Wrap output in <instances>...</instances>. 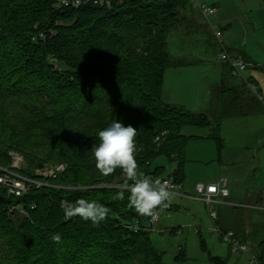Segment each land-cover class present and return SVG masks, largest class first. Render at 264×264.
<instances>
[{
  "label": "trees",
  "instance_id": "16d2710c",
  "mask_svg": "<svg viewBox=\"0 0 264 264\" xmlns=\"http://www.w3.org/2000/svg\"><path fill=\"white\" fill-rule=\"evenodd\" d=\"M53 2L0 0V165H10V150L23 155V175L34 176L40 153L42 162L66 164L46 185L20 196L0 184V264H182V247L166 263L149 231L128 227L150 215L129 207L127 192L124 200L115 198L125 188L108 185L131 181L119 168L101 175L93 148L99 131L112 122L131 125L137 172L163 177V166L152 165L163 156L175 163L180 181L190 137L183 128L212 124L206 114L161 97L165 69L176 66L167 38L184 19L181 11L195 8L188 0L62 8ZM36 25L46 29L42 37L34 33ZM228 70L233 76L229 64ZM211 129L217 139L218 128ZM78 199L104 204L107 218L98 225L79 216L66 219L65 210ZM254 252L264 261V238ZM211 262L227 259L214 256Z\"/></svg>",
  "mask_w": 264,
  "mask_h": 264
},
{
  "label": "rangeland",
  "instance_id": "374dc122",
  "mask_svg": "<svg viewBox=\"0 0 264 264\" xmlns=\"http://www.w3.org/2000/svg\"><path fill=\"white\" fill-rule=\"evenodd\" d=\"M198 1L210 4L212 0ZM181 14L184 19L177 28L171 31L167 38V49L170 54L169 60H171V63L177 64V60H179V58L181 59L182 55L193 53L204 60V63L203 65L200 63L202 66H198L197 64V66L189 67L188 71H186L187 69H185V67L181 68L178 65L167 67L163 75L162 86L168 93L169 98L173 99V103L183 106L185 109L193 112L207 110V117L210 119L212 125L215 126V123L219 121L218 119L220 117L217 116L216 113L220 110L215 107L212 109L199 108L198 105L199 103H205L208 99L211 100L213 98L211 83L215 80H213V78L215 75V68H217L218 65L215 55L219 50L215 45L210 46L205 44H214L212 42H207L210 41V34L211 38L214 39V37L210 30V34L205 32L206 25L196 9L190 10L189 8H185L181 11ZM183 23L186 25L188 24V27ZM239 24L241 26L240 31L236 32L234 38H238L239 43H245L246 46H257L255 41L258 40L254 39L255 36H250V34L244 30L247 28L246 24L243 25L242 20ZM182 25L186 27L184 33L189 34V38L182 34V29L180 28ZM34 27L35 34L40 35V37L45 34L44 31H46V29H39L37 25ZM49 33L52 34L51 30ZM172 58H174V60ZM203 105V107L207 106L206 103ZM212 132L210 126H186L183 128L182 133L190 136L185 147V164L183 166L186 182L192 177L200 176H202L201 182L210 181L212 179L210 177L216 175L218 171L217 167H221L223 163H226L228 159L232 158L228 145L224 146V149L219 148L214 139L209 137L208 133ZM8 154L10 158L13 154L19 155L23 161L22 165L26 166L21 153L10 150ZM41 155L40 153L34 159V163L39 164V167L36 169L55 164L53 161L42 162ZM152 165L163 166V176L170 174L175 168V163H168L163 156L156 157ZM235 165L239 175L237 176L236 186L239 189H246L247 187L245 186L248 185V181L253 178L260 180L257 182V185L261 184V182L264 183V157L262 160L255 158L248 160L247 158ZM252 165H255V169L251 168ZM121 185L126 186L125 184H120V188H123ZM108 186L118 187L114 184H109ZM185 190L190 196L183 199L174 198L175 196H172L173 203L175 200L180 203L177 210H159L160 220L155 224V227L163 229V231H158L156 229L149 231V237L153 245L163 251V261L172 263L177 247L180 245L185 250L187 257L182 264H212L211 258L214 256L226 257L227 264H247L246 255L241 252H232L228 242L224 241L221 235L213 229L215 224L208 215L205 202L198 198L195 189L193 187H188L187 189L185 186ZM219 207V204L216 205V209ZM240 209L244 210L243 207H240ZM242 222L246 225L247 230L255 226V221L251 219H246ZM238 223H240V221ZM257 227H261L262 230L260 231ZM257 227H255V229L259 231L252 232L253 236L249 237L246 241L250 250L253 252L255 251L257 242L264 237V224L260 223Z\"/></svg>",
  "mask_w": 264,
  "mask_h": 264
},
{
  "label": "crops",
  "instance_id": "0c3cea01",
  "mask_svg": "<svg viewBox=\"0 0 264 264\" xmlns=\"http://www.w3.org/2000/svg\"><path fill=\"white\" fill-rule=\"evenodd\" d=\"M209 5L216 8V13L211 16V20L221 29L222 41L229 52L242 57L249 63L243 72L244 79L235 75L232 76L226 61L219 59L216 53L218 65L215 68L213 78L215 80L211 83L212 87L210 86L213 98L205 101L206 107H203L205 103H199L198 105L199 108L212 109L215 107L220 110L216 113L217 116H220L219 121L215 123V126L212 124L210 126V128H218L216 134L218 138L215 139L211 137V133L208 134L209 137L214 139L219 148L224 149L223 147L228 145L232 157L228 161L226 160L227 162L223 163L221 167L218 166L216 175L210 177L212 178L210 181L216 180L220 176H226L229 180V196L226 198L225 203L219 204L216 223L223 230H233L239 240L246 243L248 238L253 236L252 232L262 230L261 227L257 226L260 223L264 224V210L253 207L258 203L259 194L264 187V183L261 182L257 185L260 180L248 179V185L245 186L247 188L244 190L239 189L236 186L237 176L239 175L235 164L247 158L248 160L253 158L262 160L264 157V0H212ZM241 20L243 25L246 24L247 26L244 30L250 36H255V40H258L255 41L257 46H246L245 43H239L238 38H234L236 32L240 31L239 22ZM180 28L182 34L189 38V34L184 33L185 28L182 26ZM212 43H214L213 40ZM205 44L216 46L215 43ZM172 59L174 60V58ZM177 62L176 65L181 68L185 67L188 71L189 67L197 66V64L202 66L204 60L198 55L190 53L182 55ZM161 97L165 102L173 103V99L169 98L163 86ZM202 113L208 114L207 110L202 111ZM251 168L255 169V165H252ZM201 178L202 176L192 177L186 182L183 170L179 182L182 185L184 195L176 193L172 196L180 199L190 196L186 192L185 186L187 189L188 187L194 188L196 182L202 181ZM172 196L170 205L161 209L177 210L179 208L180 203L176 200L173 203ZM240 207H243L244 210H241ZM246 219L255 221V226L247 230L246 225L242 222ZM239 221L240 223H238ZM262 239L257 242L256 247ZM178 246L181 248L180 245Z\"/></svg>",
  "mask_w": 264,
  "mask_h": 264
},
{
  "label": "built area",
  "instance_id": "2783aa9c",
  "mask_svg": "<svg viewBox=\"0 0 264 264\" xmlns=\"http://www.w3.org/2000/svg\"><path fill=\"white\" fill-rule=\"evenodd\" d=\"M122 0H55L54 8H62V7H78L84 3H92L100 6L110 7L113 2H120ZM193 8H195L200 14L203 22L208 27V29L212 32L213 37L219 46V51L217 53V57L221 60H225L228 62L231 73L235 76H238L242 79L244 69L249 65L245 62L241 57H234L229 54L227 51L221 37L222 32L221 29L211 20V16L216 13V8L212 5L200 2L198 0H188ZM23 161L22 158L17 155H11V163L9 166H1L0 165V184L7 187L8 193L14 194L17 196L22 195L24 192L29 190L31 187H39L42 185H46V178H54L60 172H62L66 168V164L63 162H59L56 164H51L41 169L34 170V176L23 175L19 172V170L23 169ZM138 174H142V177L150 178L151 180H160L167 184V189L170 193L168 200L163 204L164 206L170 205L171 196L173 194L184 195L182 191V185L179 181L176 180L174 173H170L165 177H157L153 174H144L142 172H137ZM132 183V182H131ZM126 185L128 187L131 186ZM119 187L120 184H114ZM123 188L126 186L121 185ZM70 187V186H68ZM194 189L202 201L205 202L206 208L208 211V215L211 220L215 224L213 229L217 231L222 239L230 245V249L232 252H241L246 255L247 264H264V261L260 259L256 252L250 250L249 246L239 240V238L235 235L233 230H223L219 228L216 223L217 220V209L216 205L220 203H225L226 198L229 196V180L226 176H220L216 180L210 182H196L194 185ZM163 206V207H164ZM256 209L264 210V187L261 190V200L256 205L253 206ZM161 208L155 209L150 217L145 221L135 220L128 224L133 231L143 230L150 231L152 229H156L158 231H163V229L156 228L155 224H157L160 220L159 210ZM180 247H177V250Z\"/></svg>",
  "mask_w": 264,
  "mask_h": 264
},
{
  "label": "clouds",
  "instance_id": "9594fccd",
  "mask_svg": "<svg viewBox=\"0 0 264 264\" xmlns=\"http://www.w3.org/2000/svg\"><path fill=\"white\" fill-rule=\"evenodd\" d=\"M136 128L125 126L114 121L98 133V143L93 148L95 164L101 175L108 176L119 168L132 182L123 191L116 193L115 198L125 199L128 193V206L133 207L141 216L151 215L157 206L163 205L169 198L167 184L160 180H151L137 173L135 152ZM110 209L95 200L78 199L71 210H65V218L79 216L93 225L104 221ZM52 240L60 242V236L54 235Z\"/></svg>",
  "mask_w": 264,
  "mask_h": 264
}]
</instances>
